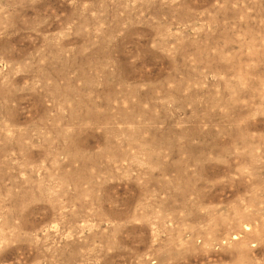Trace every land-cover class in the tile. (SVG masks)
Instances as JSON below:
<instances>
[{
    "label": "rangeland",
    "instance_id": "374dc122",
    "mask_svg": "<svg viewBox=\"0 0 264 264\" xmlns=\"http://www.w3.org/2000/svg\"><path fill=\"white\" fill-rule=\"evenodd\" d=\"M0 264H264V0H0Z\"/></svg>",
    "mask_w": 264,
    "mask_h": 264
}]
</instances>
